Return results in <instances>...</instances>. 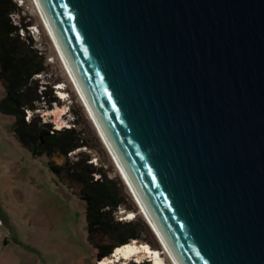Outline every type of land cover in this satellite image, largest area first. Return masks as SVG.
I'll list each match as a JSON object with an SVG mask.
<instances>
[{
  "label": "water",
  "instance_id": "1",
  "mask_svg": "<svg viewBox=\"0 0 264 264\" xmlns=\"http://www.w3.org/2000/svg\"><path fill=\"white\" fill-rule=\"evenodd\" d=\"M40 2L179 263L264 264V0Z\"/></svg>",
  "mask_w": 264,
  "mask_h": 264
},
{
  "label": "rangeland",
  "instance_id": "2",
  "mask_svg": "<svg viewBox=\"0 0 264 264\" xmlns=\"http://www.w3.org/2000/svg\"><path fill=\"white\" fill-rule=\"evenodd\" d=\"M17 2L20 10L12 14L13 19L19 24L22 20L29 23L32 29L28 30L26 37L30 34L36 48L46 57L48 71L36 76L42 88L48 84V89L54 90L58 96L57 92L61 93L55 86L65 83L63 87L66 93L63 96L66 98L58 96V102L48 103L45 108L40 106L35 112L45 121L54 122L58 128L73 126L74 112H77L81 122L78 128L84 131L88 147L71 152L70 161L88 159L91 166H87V169L93 171V168L102 167L114 178L126 198V203L116 212L115 218L140 224L143 228L142 238L134 240L160 249L159 240L139 213V207L79 99L76 87L71 84L32 0ZM4 96L5 88L0 78V100ZM15 122L13 115L0 111V264H100L107 257H98L99 248L96 245L119 244L115 235L103 232L90 234L86 202L80 197L81 185L69 179L65 172L63 177L56 174L46 154L35 156L24 147L15 135ZM53 160L57 164H65L67 159L57 154ZM91 174L94 175L93 172ZM98 176L97 173L95 177ZM131 211L135 216L125 219L129 215L126 213ZM150 259L140 260L135 256L116 264H128L130 260V264H152ZM166 262L172 264L167 257Z\"/></svg>",
  "mask_w": 264,
  "mask_h": 264
},
{
  "label": "trees",
  "instance_id": "3",
  "mask_svg": "<svg viewBox=\"0 0 264 264\" xmlns=\"http://www.w3.org/2000/svg\"><path fill=\"white\" fill-rule=\"evenodd\" d=\"M16 0H0V78L5 96L0 100V111L16 118L14 132L18 140L33 155H47L52 170L63 177L64 172L72 181L81 185L80 197L86 202L87 224L91 235L103 232L114 234L117 245H96L98 257H108L114 248L134 239H141L143 228L133 220L115 218L116 212L126 203L119 183L102 167L87 169V160L70 161L69 154L82 147H88L77 112L73 126L56 127L54 122L45 121L35 110L45 108L48 103L58 102L54 90L36 77L48 71L46 57L29 34L23 37L20 28L28 32L29 23H16L12 17L19 11ZM28 111L33 112L30 116ZM29 116V117H28ZM77 116V117H76ZM61 154L65 164H57L53 157ZM87 164H86V162ZM94 173L92 175L91 173ZM98 173V177L95 175ZM126 229V231H124Z\"/></svg>",
  "mask_w": 264,
  "mask_h": 264
},
{
  "label": "bare ground",
  "instance_id": "4",
  "mask_svg": "<svg viewBox=\"0 0 264 264\" xmlns=\"http://www.w3.org/2000/svg\"><path fill=\"white\" fill-rule=\"evenodd\" d=\"M32 3L34 4L36 12H37V14H38V16L42 22V25L45 28V31H47V34H48L49 38L51 39L53 46L56 49L58 57L61 60L70 81L72 82L71 84L74 86V88L76 87L75 91H76L79 99L81 100L82 104L86 108L87 113L89 115V118L91 119L92 123L94 124L95 129L97 130V132L100 136V139L106 148L105 150H107L109 155L111 156V159L114 162V165H115L118 173L120 174L122 180L126 184L128 190H129L131 196L133 197L135 203L137 204V206L139 207V203H137V202L142 203L141 205H142V208H144L145 212L139 207V209H140L139 213L142 214L141 216H143L145 218V220L148 222L149 226L152 228V231L155 233L157 239L159 240V243L161 246V248L159 249V248L152 247L149 243H146V242L140 243L137 240L130 241L126 244L117 246L115 248V250H113L112 255L105 258L100 264H116V263H118V261L127 260V259H130L131 257H135V256L140 260L144 259V258L151 257L152 260L150 259V261L152 262V264H167L166 257L168 258V260H170L172 262V264H180L179 261L173 255L171 249L169 250L164 237L160 234L161 232H159L158 230L156 231V229H153L152 226H154V225L157 226V225H156L153 217L149 213L147 207L145 206L144 202L141 200V197H140L138 191L136 190V188L134 187L129 174L127 173L125 168L121 165V163L118 160L117 155L114 153L115 151L113 149V146H112L104 128L102 127V125L98 121L95 113L93 112V110L89 106L88 102L86 101L84 94L80 88V84L78 82V79H77L76 75L74 74L72 67L69 64L68 59L66 58L64 51H63L62 47L60 46L59 41H58L57 37L55 36L51 26H50V23L48 21V18L45 14L44 8H43L40 0H32ZM61 87H62V85L59 86V88H58L60 90V93L62 94V96L60 98L64 99L66 97H65V95L63 96V94H65L66 92L64 91L65 89L61 88ZM128 214H129V216H127L125 218L127 220L131 219L132 217L135 216L132 211L126 213V215H128ZM146 214L148 216V219L151 221L152 225L149 223V221L146 217ZM165 255H166V257H164Z\"/></svg>",
  "mask_w": 264,
  "mask_h": 264
},
{
  "label": "built area",
  "instance_id": "5",
  "mask_svg": "<svg viewBox=\"0 0 264 264\" xmlns=\"http://www.w3.org/2000/svg\"><path fill=\"white\" fill-rule=\"evenodd\" d=\"M17 1V0H16ZM30 29V31H31V29H32V27H30L29 25H28V30ZM27 33H29V31L27 32L24 28H20V34L23 36V37H26V35H27ZM30 114H31V112L30 111H28V115L30 116ZM28 116V117H29Z\"/></svg>",
  "mask_w": 264,
  "mask_h": 264
},
{
  "label": "clouds",
  "instance_id": "6",
  "mask_svg": "<svg viewBox=\"0 0 264 264\" xmlns=\"http://www.w3.org/2000/svg\"><path fill=\"white\" fill-rule=\"evenodd\" d=\"M59 84H61L62 85V87H63V84H65V83H59ZM64 88V87H63ZM65 89V88H64ZM58 96L60 97V94H58ZM118 263H120V261H118Z\"/></svg>",
  "mask_w": 264,
  "mask_h": 264
}]
</instances>
